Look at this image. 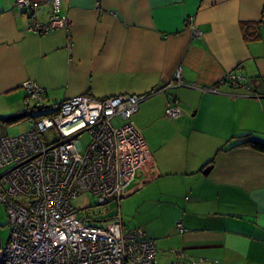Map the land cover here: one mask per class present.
I'll return each instance as SVG.
<instances>
[{"label":"crops","instance_id":"1","mask_svg":"<svg viewBox=\"0 0 264 264\" xmlns=\"http://www.w3.org/2000/svg\"><path fill=\"white\" fill-rule=\"evenodd\" d=\"M31 2L27 17L0 0V125L28 113L27 83L49 112L152 93L131 119L150 161L111 207H136L157 264H264V153L237 146L264 140V0H60L69 28L43 35L29 25L48 24L50 0ZM231 73L243 85L220 83ZM175 101L176 120L165 116Z\"/></svg>","mask_w":264,"mask_h":264},{"label":"built area","instance_id":"2","mask_svg":"<svg viewBox=\"0 0 264 264\" xmlns=\"http://www.w3.org/2000/svg\"><path fill=\"white\" fill-rule=\"evenodd\" d=\"M48 24L30 20L29 31L51 33L53 24L69 28L61 18L60 0H50ZM27 17L34 12L31 0H16ZM264 27V20L262 23ZM198 37L197 30H193ZM177 71L168 86L182 85ZM243 85L240 74H228L220 83ZM27 108L43 107L41 87L24 85ZM214 92V89H208ZM151 94L122 95L101 100L88 96L68 99L46 116L33 120L32 128L18 137H0V203L5 205L10 230L7 245L0 247V264H157V249L141 229L124 231L119 215L106 227L95 226L91 209L81 212L72 202L81 195L95 201V215L118 206L136 173L150 161L149 150L131 119ZM182 115L177 101L165 116ZM115 120L123 122L114 125ZM57 135L48 139L46 133ZM88 134L83 147L79 138ZM91 216H88L87 213ZM177 229L183 232L178 223ZM178 258L183 254L178 252Z\"/></svg>","mask_w":264,"mask_h":264},{"label":"rangeland","instance_id":"3","mask_svg":"<svg viewBox=\"0 0 264 264\" xmlns=\"http://www.w3.org/2000/svg\"><path fill=\"white\" fill-rule=\"evenodd\" d=\"M43 106V105H41ZM49 113V110H42V111H33L30 115L31 117L29 118H25V119H21L18 120L10 125H0V137L1 136H9V137H18L22 134L27 133L29 130H31L32 128V123L33 120L36 118H41L46 116ZM123 122H121L120 120H115L114 121V125L115 126H119L120 124H122ZM46 137H48V139H52L55 140L57 138V135L53 132H49L45 134ZM89 135L88 134H83L82 136H80L79 140L82 144L83 147H86V145L89 143ZM137 183V182H136ZM135 184L132 183L130 187H133ZM72 205L77 209L78 211V216H82L81 212L83 210L86 209H91V216L87 213L91 221H101L100 223L95 222L96 224H94L95 226L98 227H102V228H106L110 223L111 220L106 221L107 219H109L110 217H113L114 215H117V211L114 209L113 207H111L113 205L110 204L108 206L109 212L108 214H104V215H95V211L99 210L100 208H95L96 205V201L95 199L90 196V195H81L78 198H76L73 202ZM136 207L133 205H127V206H121V212L119 210V214L120 217L122 219V227L124 231H133L138 229L139 224H141V215H136L137 210L135 209ZM8 223V218L6 215V208L5 205L0 203V246L2 248H4L7 245V242L9 240V236H10V230L7 226Z\"/></svg>","mask_w":264,"mask_h":264},{"label":"trees","instance_id":"4","mask_svg":"<svg viewBox=\"0 0 264 264\" xmlns=\"http://www.w3.org/2000/svg\"><path fill=\"white\" fill-rule=\"evenodd\" d=\"M23 114H25V117L23 119L31 117V115L26 112H24ZM21 119L22 117L18 118L17 121ZM240 139L242 140V142L238 144L237 146L245 145L255 151L264 153V140L256 139L253 136L248 135V134L241 136Z\"/></svg>","mask_w":264,"mask_h":264},{"label":"water","instance_id":"5","mask_svg":"<svg viewBox=\"0 0 264 264\" xmlns=\"http://www.w3.org/2000/svg\"><path fill=\"white\" fill-rule=\"evenodd\" d=\"M46 109H48V108H47V107L30 108V109L28 110V113L31 114L33 111H36V110H37V111H42V110H46ZM20 117L24 118V117H25V114H22V115H20V116H17V117H15V118H13V119L17 120V119L20 118ZM209 170H211V166L207 167V168L203 171V174L206 175V174L209 172ZM0 247H1V246H0Z\"/></svg>","mask_w":264,"mask_h":264}]
</instances>
